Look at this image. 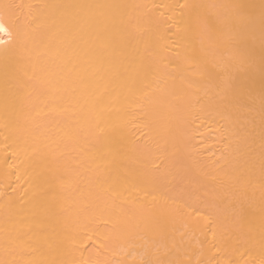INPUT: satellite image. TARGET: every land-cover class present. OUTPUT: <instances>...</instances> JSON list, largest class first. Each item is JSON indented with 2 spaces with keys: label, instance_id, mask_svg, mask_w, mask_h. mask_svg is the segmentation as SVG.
<instances>
[{
  "label": "bare ground",
  "instance_id": "bare-ground-1",
  "mask_svg": "<svg viewBox=\"0 0 264 264\" xmlns=\"http://www.w3.org/2000/svg\"><path fill=\"white\" fill-rule=\"evenodd\" d=\"M5 11L0 264H264V0Z\"/></svg>",
  "mask_w": 264,
  "mask_h": 264
},
{
  "label": "snow or ice",
  "instance_id": "snow-or-ice-1",
  "mask_svg": "<svg viewBox=\"0 0 264 264\" xmlns=\"http://www.w3.org/2000/svg\"><path fill=\"white\" fill-rule=\"evenodd\" d=\"M13 7L12 5H5V9ZM17 20L13 19L12 15L7 11L0 12V34H4L7 40L0 38V45L5 43H10L13 38V29L16 27ZM146 264H151V262H146Z\"/></svg>",
  "mask_w": 264,
  "mask_h": 264
}]
</instances>
